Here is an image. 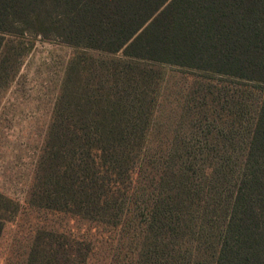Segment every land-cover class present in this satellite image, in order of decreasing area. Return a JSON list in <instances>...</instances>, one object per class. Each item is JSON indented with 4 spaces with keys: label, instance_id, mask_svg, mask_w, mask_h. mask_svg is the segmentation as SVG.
Here are the masks:
<instances>
[{
    "label": "trees",
    "instance_id": "obj_1",
    "mask_svg": "<svg viewBox=\"0 0 264 264\" xmlns=\"http://www.w3.org/2000/svg\"><path fill=\"white\" fill-rule=\"evenodd\" d=\"M32 36L121 56L66 81L27 201L103 243L46 222L25 264H264V0H0V97ZM166 67L218 78L179 131ZM20 207L0 195V243Z\"/></svg>",
    "mask_w": 264,
    "mask_h": 264
},
{
    "label": "rangeland",
    "instance_id": "obj_2",
    "mask_svg": "<svg viewBox=\"0 0 264 264\" xmlns=\"http://www.w3.org/2000/svg\"><path fill=\"white\" fill-rule=\"evenodd\" d=\"M29 38L21 40L20 50L24 53L21 64L0 97V195L21 206L17 220L5 227L0 243V264H25L35 228L46 222L55 223L68 235H75L68 239L84 236L82 248L88 245L86 239L90 241L93 237V241L102 244L105 236L89 223L29 208L27 201L66 81L70 75L75 79L77 72L84 69L89 72L82 75L88 77L98 65L121 55L71 47L40 36ZM160 74L165 84L156 87V92L165 98V117L154 122L172 131L183 130L179 129L187 118L182 111L183 97L195 96L191 93L196 81L217 82L218 78L208 79L205 74L175 67L163 68ZM174 137L165 132L155 138Z\"/></svg>",
    "mask_w": 264,
    "mask_h": 264
}]
</instances>
